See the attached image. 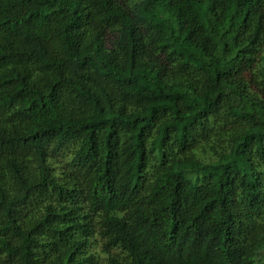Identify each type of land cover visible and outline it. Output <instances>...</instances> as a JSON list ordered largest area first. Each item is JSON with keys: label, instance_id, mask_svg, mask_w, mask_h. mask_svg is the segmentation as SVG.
Returning a JSON list of instances; mask_svg holds the SVG:
<instances>
[{"label": "trees", "instance_id": "1", "mask_svg": "<svg viewBox=\"0 0 264 264\" xmlns=\"http://www.w3.org/2000/svg\"><path fill=\"white\" fill-rule=\"evenodd\" d=\"M0 264H264V0H0Z\"/></svg>", "mask_w": 264, "mask_h": 264}]
</instances>
